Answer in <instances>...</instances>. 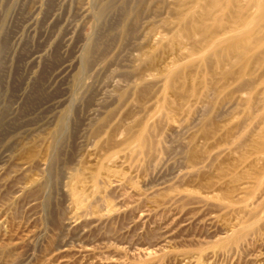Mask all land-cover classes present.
Listing matches in <instances>:
<instances>
[{"label":"rangeland","instance_id":"rangeland-1","mask_svg":"<svg viewBox=\"0 0 264 264\" xmlns=\"http://www.w3.org/2000/svg\"><path fill=\"white\" fill-rule=\"evenodd\" d=\"M175 11L0 0V264H264V41L221 63Z\"/></svg>","mask_w":264,"mask_h":264},{"label":"bare ground","instance_id":"bare-ground-1","mask_svg":"<svg viewBox=\"0 0 264 264\" xmlns=\"http://www.w3.org/2000/svg\"><path fill=\"white\" fill-rule=\"evenodd\" d=\"M176 5L177 11L174 14L179 27L175 37L192 40V36L198 35L199 41H196V43H199V50L202 53H213L216 58H219L220 62L226 60V57H230L229 59L234 61H245L247 54L257 49L259 43L264 41V0H176ZM223 9H226V14L223 16L224 20H228L226 21L227 25L219 23L222 18L220 13ZM205 23H209V25ZM130 33L128 34L130 35ZM262 54L264 55V51ZM85 56H89V49H87ZM258 58L259 61L261 57ZM70 199H72V196ZM252 226V224L244 225L240 231L229 238L230 242L236 243L243 239L247 240L246 237L255 232ZM253 236H256V233L252 234L251 241L248 240L251 245L254 243Z\"/></svg>","mask_w":264,"mask_h":264}]
</instances>
